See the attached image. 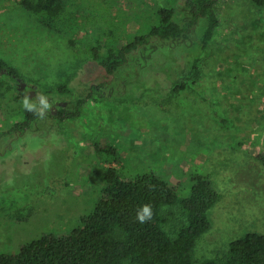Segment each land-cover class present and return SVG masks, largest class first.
<instances>
[{"label": "rangeland", "instance_id": "1", "mask_svg": "<svg viewBox=\"0 0 264 264\" xmlns=\"http://www.w3.org/2000/svg\"><path fill=\"white\" fill-rule=\"evenodd\" d=\"M64 1L63 32L16 0H0V59L37 86L30 102L39 107L43 94L71 106L61 85L88 98L81 116L49 132L45 146L33 132L11 147L0 144V254L81 227L110 167L127 181L156 173L183 198L196 175L212 182L220 198L209 213L211 229L197 241L198 262L224 258L230 243L249 232L264 234V168L254 156L264 153V8L252 0H216L220 26L199 69L190 72L203 20L190 39L149 37L133 49L159 25L162 10L186 15L187 0ZM127 46L131 57L113 75L93 58L95 51ZM181 79L187 86L177 90ZM20 83L0 72L4 121L21 119ZM46 87L52 94L43 93ZM9 126L0 123V130ZM165 211L173 213L166 229L175 236L185 218L180 207Z\"/></svg>", "mask_w": 264, "mask_h": 264}, {"label": "trees", "instance_id": "2", "mask_svg": "<svg viewBox=\"0 0 264 264\" xmlns=\"http://www.w3.org/2000/svg\"><path fill=\"white\" fill-rule=\"evenodd\" d=\"M252 1L264 8V0ZM16 3L37 14L45 26L64 32L58 27L66 11L64 0H16ZM187 4L191 12L186 11V15L177 9L162 10L159 25L151 30L148 39H136L133 49L150 43L149 37L162 41L190 39L191 30L199 27L203 20L202 37L196 43L198 51L190 61V72L197 71L202 53L220 26L218 4L216 0H187ZM71 44L75 45V42L72 40ZM133 49L130 46L116 52L109 49L106 54L95 51L93 58L109 75H113L127 64ZM2 71L17 81H23L16 68L0 59ZM180 82L177 90L185 89L187 81L181 79ZM98 88L95 86L93 90ZM58 91L71 95L73 103L71 106L58 104L49 95L48 102L56 105L55 111L49 109L40 118L24 109L23 99L29 95L19 90L15 101L20 105L16 115H21V119L13 122L0 119V123L10 125L6 131L0 130V144L6 141L7 147H11L9 143L13 140L28 137L33 132L44 140L42 147L46 145L49 132H60L64 122L76 121L88 98H83L67 85L59 86ZM43 93L52 94V90L46 87ZM43 122L51 125L45 127ZM97 150L100 154L103 152L101 148ZM107 153L116 156L112 149ZM254 156L264 168V153L258 152ZM219 198L212 182L204 175L193 178L190 195L183 198L156 173L139 175L127 181L119 170L110 167L104 173L102 195L91 215L83 219L81 227L67 235L45 234L21 246L16 254H0V264H264V234L258 232H249L232 241L224 258L200 262L195 259L197 241L211 229L209 213ZM146 204L152 205V219L139 223L137 211ZM166 207H180L185 218L175 236L166 229L173 215L165 211Z\"/></svg>", "mask_w": 264, "mask_h": 264}, {"label": "clouds", "instance_id": "3", "mask_svg": "<svg viewBox=\"0 0 264 264\" xmlns=\"http://www.w3.org/2000/svg\"><path fill=\"white\" fill-rule=\"evenodd\" d=\"M37 99L39 101V107H37L35 103L30 102L29 97H25L22 104L26 111L31 112L40 118H43L46 112L51 108V105L48 102V97L43 94H40ZM152 216L153 212L151 204L142 205L137 211V221L139 223L148 222L152 219Z\"/></svg>", "mask_w": 264, "mask_h": 264}, {"label": "flooded vegetation", "instance_id": "4", "mask_svg": "<svg viewBox=\"0 0 264 264\" xmlns=\"http://www.w3.org/2000/svg\"><path fill=\"white\" fill-rule=\"evenodd\" d=\"M21 83H20V86H21V84L22 83H24V81H20ZM38 91L37 90V86H35V85H33V84H31V83H27V85H26V87H25V89H23L22 91H25L27 94H30V93H32V91ZM55 108V107H54Z\"/></svg>", "mask_w": 264, "mask_h": 264}, {"label": "water", "instance_id": "5", "mask_svg": "<svg viewBox=\"0 0 264 264\" xmlns=\"http://www.w3.org/2000/svg\"><path fill=\"white\" fill-rule=\"evenodd\" d=\"M26 85H27V84H26L25 82L22 83L21 86L19 87V90L22 91L23 89H25ZM35 94H36V91L34 90V91H32V93L29 94V96H30L31 98H33ZM64 105L66 106V103H65Z\"/></svg>", "mask_w": 264, "mask_h": 264}]
</instances>
